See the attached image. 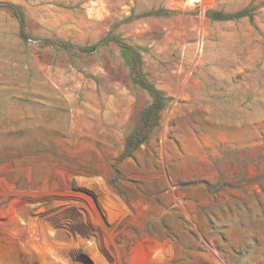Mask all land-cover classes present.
I'll use <instances>...</instances> for the list:
<instances>
[{"label":"rangeland","instance_id":"rangeland-1","mask_svg":"<svg viewBox=\"0 0 264 264\" xmlns=\"http://www.w3.org/2000/svg\"><path fill=\"white\" fill-rule=\"evenodd\" d=\"M0 264H264V0H0Z\"/></svg>","mask_w":264,"mask_h":264},{"label":"trees","instance_id":"trees-1","mask_svg":"<svg viewBox=\"0 0 264 264\" xmlns=\"http://www.w3.org/2000/svg\"><path fill=\"white\" fill-rule=\"evenodd\" d=\"M241 16H250L249 11L243 10L235 14L234 18ZM82 51H85L84 49ZM143 87L147 90L151 99L150 103L144 108L140 117V129L131 132L125 140L124 156L128 157L136 150L140 149L142 144L147 143L149 140L150 132L159 124L161 118V111L168 104V99L165 94L157 89L153 83L142 82Z\"/></svg>","mask_w":264,"mask_h":264}]
</instances>
